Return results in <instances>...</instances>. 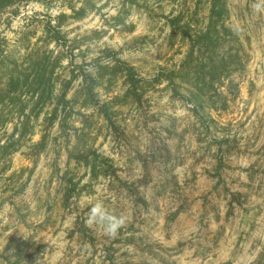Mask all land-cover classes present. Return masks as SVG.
Segmentation results:
<instances>
[{
	"label": "rangeland",
	"instance_id": "rangeland-1",
	"mask_svg": "<svg viewBox=\"0 0 264 264\" xmlns=\"http://www.w3.org/2000/svg\"><path fill=\"white\" fill-rule=\"evenodd\" d=\"M257 3L0 0V264H264Z\"/></svg>",
	"mask_w": 264,
	"mask_h": 264
},
{
	"label": "trees",
	"instance_id": "trees-1",
	"mask_svg": "<svg viewBox=\"0 0 264 264\" xmlns=\"http://www.w3.org/2000/svg\"><path fill=\"white\" fill-rule=\"evenodd\" d=\"M211 3H212V18H210L211 22H210L209 29H207L206 31L196 32V34H195V36H196L195 42L198 41L199 43H202L201 48L202 49L205 48L206 50H208L210 48L211 44L214 45L215 42H217V40L222 38L220 35V32L218 31V28H219V26H223V27L226 26L225 20H226L228 13H229V10L227 7V0H211ZM221 21H224V23H221ZM212 30L214 31V33L212 32ZM201 39H202V42H200ZM226 56H229V52H227ZM225 58H227V57H225ZM240 59L241 58H240L239 53H238L239 63L242 64V61H240ZM222 68L227 69V71L230 70L229 64H226ZM199 74H200V72H199ZM226 77H229V76H226ZM169 79H170V81H172L171 85L172 86L174 85V87H177V84H176L174 78L171 77ZM198 79L199 78L197 76V78H195V81H194V85H195L194 87L195 88H198L197 83L198 82L200 83V81H198ZM194 101H196L195 98H194ZM202 104H204V103H202ZM202 104H200V105H202Z\"/></svg>",
	"mask_w": 264,
	"mask_h": 264
},
{
	"label": "clouds",
	"instance_id": "clouds-1",
	"mask_svg": "<svg viewBox=\"0 0 264 264\" xmlns=\"http://www.w3.org/2000/svg\"><path fill=\"white\" fill-rule=\"evenodd\" d=\"M264 3V0H261ZM261 3L253 5L254 10H261ZM126 217L123 215H115L105 207L102 201H97L90 209L86 219L88 226H101L104 233L109 236L117 235L118 231L124 226Z\"/></svg>",
	"mask_w": 264,
	"mask_h": 264
}]
</instances>
